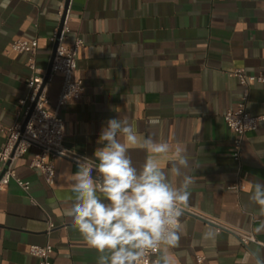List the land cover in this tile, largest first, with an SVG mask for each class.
I'll list each match as a JSON object with an SVG mask.
<instances>
[{"label": "crops", "instance_id": "1", "mask_svg": "<svg viewBox=\"0 0 264 264\" xmlns=\"http://www.w3.org/2000/svg\"><path fill=\"white\" fill-rule=\"evenodd\" d=\"M62 2L0 0V146L5 127L19 118L30 75L29 54L10 44L36 39V69L46 72ZM66 18L70 31L62 44L76 35L83 40L73 76L83 81L84 92L59 110L65 147L98 163L101 128L110 118H127L137 133V144L129 146L137 167L151 155L140 146L146 136L173 149L185 147L200 165L189 170L195 181L189 206L252 231L264 244V233L253 231L264 217L249 199L254 183L264 182V120L244 135L240 163L232 157L234 134L223 120L242 93L234 69L264 72V0H69ZM61 88L62 76L54 74L47 110H55ZM246 108L264 116V83L250 84ZM152 117L159 118L158 125H150ZM34 152L14 162L17 176L29 182L27 193L13 181L0 189V264H38L28 248L46 243L52 245L51 264H97L96 250L66 215L76 164L56 158L57 178L48 186L29 167ZM172 159L170 152L160 167L170 171ZM204 217L181 218V239L168 250L171 264H255L256 255H264V246H244L233 233L216 232ZM208 231L214 236L206 237Z\"/></svg>", "mask_w": 264, "mask_h": 264}, {"label": "clouds", "instance_id": "2", "mask_svg": "<svg viewBox=\"0 0 264 264\" xmlns=\"http://www.w3.org/2000/svg\"><path fill=\"white\" fill-rule=\"evenodd\" d=\"M149 123L156 126L159 118L152 117ZM137 142L127 118H110L97 140L101 147L94 152L95 167L87 157L76 160L74 199L66 215L73 229L96 250L97 264H147L149 255L154 257L151 264H171L168 250L181 239V218L195 183L189 170L200 165L190 159L185 147L173 149L166 141L146 136L140 146L151 155L137 167L129 151ZM170 152V171H165L159 160ZM249 199L258 206V216L264 217V182L254 183ZM253 231L264 233V219ZM255 264H264V255L257 254Z\"/></svg>", "mask_w": 264, "mask_h": 264}, {"label": "built area", "instance_id": "3", "mask_svg": "<svg viewBox=\"0 0 264 264\" xmlns=\"http://www.w3.org/2000/svg\"><path fill=\"white\" fill-rule=\"evenodd\" d=\"M65 1L61 3L58 10L60 18L65 12L64 21L60 28L56 27L51 35L53 41H57V47L52 59L50 72L46 76L44 73H38L36 69L35 50L37 46L36 39H17L10 44V49L16 52H26L29 54L26 66L30 71L27 81L28 92L25 98L19 100L18 119L10 126L5 127L6 137L0 146V189L6 187L13 181L24 193H27L29 182L22 180L17 176L14 162L27 154L34 148L35 152L29 161V167L36 170L43 181L52 186L57 178V172L54 167V160L58 157L68 159L76 164L77 158H83L69 151L64 143V121L59 114V110L70 100H79L84 92V84L81 79H76L73 73L76 69V59L83 40L76 35L72 42L63 45L62 41L67 38L70 31L66 23ZM54 74L62 76V88L56 102L54 111L46 109L48 101V84ZM234 76L238 84L242 87L240 100L234 109H228L223 114V120L228 129L234 134L232 157L240 163V152L243 137L247 132L256 131L260 123L264 120L263 115H252L247 111L248 89L251 83H264V72L247 73L242 68L234 69ZM25 124L23 125L24 121ZM93 167L97 164L88 160ZM95 177L96 173L93 172ZM188 216L204 217L196 209L188 206L185 210ZM206 218L210 221L216 232L225 230L236 235L240 243L244 246L250 243L264 246L258 241L252 231H247L239 227H234L220 220ZM53 225L48 221V229ZM52 252V245H30L28 253L38 259V264H51L49 257ZM154 257H146L147 264H151ZM197 261L202 260L197 256Z\"/></svg>", "mask_w": 264, "mask_h": 264}, {"label": "water", "instance_id": "4", "mask_svg": "<svg viewBox=\"0 0 264 264\" xmlns=\"http://www.w3.org/2000/svg\"><path fill=\"white\" fill-rule=\"evenodd\" d=\"M68 1H69V0H66V1H65V5H64L65 11H66V8H67V5H68ZM64 15H65V12H64V14L62 15V17L60 18L59 32H60V28H61V26H62V23H63V21H64ZM57 44H58V42H57V41H54L53 48H52V52H51V57H50V60H49V63H48V67H47L46 72H45L46 76H47V75L49 74V72H50V67H51L52 59H53V57H54V53H55V50H56ZM25 122H26V120L24 121L23 125L25 124Z\"/></svg>", "mask_w": 264, "mask_h": 264}]
</instances>
